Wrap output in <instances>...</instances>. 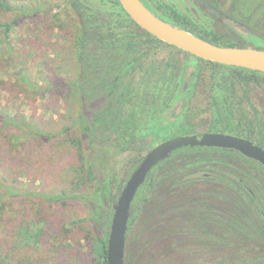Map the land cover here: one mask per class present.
<instances>
[{
  "label": "rangeland",
  "instance_id": "1",
  "mask_svg": "<svg viewBox=\"0 0 264 264\" xmlns=\"http://www.w3.org/2000/svg\"><path fill=\"white\" fill-rule=\"evenodd\" d=\"M34 1L10 0L19 8L28 6L29 2L33 3L31 12L23 17L19 12L6 13L0 8V24L20 19L10 33L8 44L0 47V114L16 118L20 124L57 133L71 124L73 118H77L80 113L101 109L107 99L104 89H99L94 97H86L87 89L84 91L85 89L81 87L83 71L78 65V56L75 52L79 23L76 17L71 20L61 14L63 2L66 0H37L36 3ZM233 1L218 0L216 11L209 10V15H204L199 8L192 9L187 0L158 2L162 5H174L180 13L192 18L197 29L219 34L224 42L264 50V11H259L261 7L264 9V6H261L264 0H237L240 9L248 11L247 25L252 32L245 27L236 30L230 27V19L224 15L240 20L235 8L231 6ZM86 3L90 10L101 16L100 23L107 24V27L111 24L112 29L116 28L115 33L119 35L126 32L119 26L126 17H123L120 7L115 3L110 0H86ZM102 29L106 30V26ZM150 36L156 41V45L146 46L137 43L140 50L138 53H133V56L142 55V60L129 75L123 78L121 89L128 92L133 86L141 100L156 98L165 102L171 90L174 91V97L179 95L185 78L198 67L202 68L201 77L206 82L191 90L185 108L180 106L183 100L181 98L174 100L171 107L165 110L164 115L170 119L173 129L153 147L122 150L115 146L113 139L92 143L94 174L99 180L109 178L112 182L121 183L128 176L132 166L140 158L147 156L157 144L178 136H201L209 131L215 133L213 131L216 129L211 128L222 131L226 122V113L218 111L214 103L215 96L220 97L221 94L212 90L209 85L214 66ZM1 40L3 36L0 29ZM107 52L97 54L101 65L110 66L111 55L119 58L117 61L122 63L127 61L128 54L121 48L113 50L112 53ZM152 65L159 67L160 74L163 75L171 76V71L180 70L182 78L174 85V81L168 76L160 86L155 87L161 79L160 74L153 77L148 75L147 79L144 78L145 68ZM23 71L28 75L31 86L21 81ZM118 72L114 75L116 76ZM2 81L8 82L5 87L1 85ZM71 83H79V86L66 87V85L71 86ZM175 87L176 90L173 89ZM238 96L235 114L230 113L228 118L233 125L240 124L244 127L225 133L246 137L244 128L253 126L252 129L258 132L261 128L257 126L261 125L264 129V84L252 83L247 89L241 90ZM220 117H222L221 121H219ZM153 120L151 113L148 124ZM28 132L31 134V129ZM22 134H24L22 127L17 125L4 127L0 123V197L5 196L3 210L0 212V254L7 256L11 262H23V264L30 261L39 264H87L88 256L91 255V259H97L96 254H89L86 245L92 237L87 240L79 239L84 232L83 226L93 228L89 222L81 226H67V230L63 227V223L87 217V205L70 199L53 202L40 196L44 194V189L54 196L70 190V176L73 174L72 149L63 136L62 139L56 137L39 146L34 144L36 137L30 135L24 141L13 145L10 140L12 135ZM253 139L256 143H260L257 136ZM214 158L253 174L251 169L253 165L239 160L237 156L217 153ZM214 168L211 165V168L204 169L202 173L218 175ZM184 172L183 175L176 176L175 183H169L166 191L161 190L158 184L145 201L139 200L135 204L132 214L134 222L127 241L125 264H206V252L209 248L202 241L201 236L202 212L193 208L189 212L192 214L190 218L187 210L180 207L185 206V203H193L192 206H196L210 201L215 206L231 211L235 203L233 204V196L228 193L229 188L226 183H222L223 187L219 188L216 185L220 184V181H216V177H212L213 180L208 182L205 176H196L189 170ZM254 174L258 177L264 175L259 169L254 170ZM155 177L157 179V175ZM162 180L163 177L159 182ZM257 180L259 181L255 184L250 183L251 189L255 192L258 190V182L261 181L260 185L264 186L262 179ZM3 186L13 187L17 193L6 196L8 194ZM261 191L259 190V193ZM259 195L261 197H257V202L250 200L249 195H244L247 197V203L240 198L241 218L249 216L253 219L248 218V222H259V217L264 212V192ZM250 206L257 210L253 212L243 209ZM41 207H55L57 215L65 210L68 220L62 222V218L56 219L50 228L48 221L41 220L43 214L39 211ZM160 212L162 214L158 216ZM180 216L187 217L188 224L183 223V226L187 227L185 231L192 233L188 236L192 237L191 241L186 245L177 237H172L176 234L175 231L157 230L160 219L165 217L166 223L176 226L179 225ZM39 231H45L47 237L43 238V242L35 243V236ZM171 233L172 236H169ZM75 242L77 244H74ZM72 247H76L73 253L69 251Z\"/></svg>",
  "mask_w": 264,
  "mask_h": 264
},
{
  "label": "trees",
  "instance_id": "2",
  "mask_svg": "<svg viewBox=\"0 0 264 264\" xmlns=\"http://www.w3.org/2000/svg\"><path fill=\"white\" fill-rule=\"evenodd\" d=\"M36 1L37 0H35L34 3H36ZM115 1L120 5L119 0ZM217 3V0H210L208 2V9L211 11H216L215 8L218 7ZM32 4L33 3L29 2L28 6L19 8L14 6L10 2V0H1L0 8L6 13L19 12L21 14V17H23L31 12ZM231 6L235 8V12L240 17V20L236 19L235 17H229L227 14L224 15L226 18L230 19V27L233 30L244 29L245 27V29L252 32V30H249V25H247L248 16L246 17V15L248 11H243L242 9H240L237 0H234L231 3ZM261 6H264V4ZM259 11L262 12L264 11V9H262L261 7V9L259 8ZM239 12H241V14ZM123 14L124 16H127V19H124V21L119 24V26L124 28L123 30H125L126 32L119 36H123L124 39L127 40V43H122V45H124L123 49L128 54V58L127 61H124L122 70L119 71L115 76L114 73H117V71L111 70V68H108L106 70L98 66L94 67L93 69L87 68L85 70L87 76L83 78L84 84H81V87L85 89L84 91H86L87 89V91L85 92L86 97H94L97 94L98 89L103 87L106 92L105 97L107 100L105 105L101 109L92 112L80 113L77 118H73L71 124L65 126L62 131L57 133H49L34 128V126L32 125L20 124L16 120V118H11L8 115L0 114V123H2L4 127L17 125L18 127L23 128L24 134L18 136L12 135V137L10 138L13 145L20 141H24L30 135L31 137H36L34 144L39 146L41 143L44 144L46 142H50L51 139H55L56 137H61L62 139L63 136V139H65V142L67 143L69 148L72 149L73 156L71 162L73 166V174L70 176V190H66L63 193L54 196L46 189H44V194H40V196H43L45 197V199L53 202L70 199L87 205V217L74 220L73 222L63 223L64 229H66L67 226H81V224L86 222H89L91 224V227H93L90 228L83 226L84 232L81 234V238H79H85V240H87L89 239V237H92V240L90 239V241L86 242V245L89 248V254H96L97 259H91L92 255L88 256L89 259L87 261V264H108V242L115 205L118 203L119 196L121 195L132 173L138 168L143 159L146 157L145 156L143 158H140L136 162V164L132 166V169L129 172L128 176L121 183L112 182V180H110L109 178H106L105 180H99L95 177L94 174V162L91 156L92 143L113 139L115 142V146L121 148L122 150H135L140 148L148 149L153 147L160 140L164 139V136H166L167 133H170L173 129V125H171L170 119L165 117L164 115L165 110H168L171 107V103L174 102V100H179L181 98H183V100H181L180 106L181 108H185L187 106L186 100L189 97L188 95L190 94L191 90H193L192 86H195V81L202 78V68L198 67L194 70V72L190 73L189 76L185 78V83L181 91L179 92V95L174 97V91L171 90L165 102H163L161 99L158 100L156 98H154L153 100L143 101L140 99L137 92L135 91V87L133 86L128 92L121 89V81L123 80V78L129 75V73L135 69V66L142 60V55L133 56V53H138L139 50V46L137 45V43L146 46L156 45V42L153 40V38L150 37V34L144 30V32L140 31V26H138L130 18L125 10ZM170 19L171 18H166L165 20ZM19 22L20 19L18 18L17 20L0 24V29L3 36V40L0 41V47L3 44H8L7 42L10 33ZM171 22H173L176 26L181 27L193 34H196L213 44L227 47H245L243 45L232 44L231 42H224L219 34L201 31L200 29L194 28L189 24V22L185 20V18H176L175 20L171 19ZM90 24H92L94 27L99 28L100 30H103V25L99 23L98 18H95ZM110 30H112L113 34L106 36V38L109 39L108 45L111 47L119 46V44L116 43V39H119V37L115 33L116 28H110ZM82 56L85 55H81V57ZM91 62L92 61H90V63ZM206 62L214 66V69L212 70L210 75L209 85L212 90L219 91V93L221 94L220 97L215 96L214 98L215 107L218 111L226 113L225 116L227 115L226 122H224L223 124L222 131H219V129L217 128L211 129H216L215 131H213L215 133H225L226 131L234 132V130L237 128L242 129L244 126L240 124H237L236 126L233 125L228 116L230 113L235 114V106L239 101V92L243 89H247L252 83H257L259 85L264 84V74L260 72L224 66L209 61ZM145 70L146 75L144 76V78L147 79L148 75H152V77L153 75H159L161 69L152 65L145 68ZM89 74H91V76L95 79L91 78L90 80V77L88 76ZM170 75L171 76H169V74H160L159 78L161 79L158 80V84L155 85V87L160 86V83L165 81V78H167L168 76L172 81H174V85L177 80L182 78V76H180V70L171 71ZM114 79H118L117 82H115ZM21 81L25 85L31 86L30 79L24 71L22 72ZM7 83L8 82L6 81H2L1 85L5 87ZM72 86H79V83H71V86L66 85V87L68 88H71ZM37 88L39 87L37 86ZM173 89L176 90L177 87ZM86 97H84V99H86ZM151 113L153 114L154 120L151 124H148V118ZM221 120L222 117L219 118V121ZM251 123L250 125H252ZM257 127H259V129L261 128V131L256 132V130L252 129L254 128L253 126L244 128L246 137L242 138L255 142L253 141V137L257 136L260 141V146L264 148V129L263 127H261V125H258ZM29 129H31V134L28 132ZM209 133H212V131H209ZM217 153L231 154L229 151H225L219 148L187 147L178 150L170 158L158 165L149 174L145 184L138 191L136 200L133 202L127 241L134 222V216L132 215L134 213L133 210L135 208V204L139 200L145 201L146 197H148L152 193V191H154V187L158 184L160 185L161 190L166 191L169 183H175L176 176L183 175L185 173V170H187V172L188 170L193 171L196 176H205L206 174L202 173L204 169H207L209 167L211 168V165L213 167H216L217 163L221 162L214 158L215 154ZM156 175L157 179L155 177ZM161 177H163V180L159 182V180H161ZM3 188L8 194L6 196H12L17 193L13 189V187L3 186ZM4 199L5 196L0 197V212L1 210H3ZM55 210H57V208L55 207H41L39 209L40 213H43L41 214V220L48 221L50 223V228H52L51 224L55 223L56 219L62 218V222L68 220L66 219L67 215H65V210H62L59 215L56 214ZM100 210H102V212ZM46 235L47 233L45 231H39L38 233H36L34 240L36 241L35 243H40V241L43 242V238L47 237ZM74 244H77V242H75ZM75 248L76 247H72L69 251L73 253ZM0 264H23V262H11L7 256H3L2 254H0ZM26 264L39 263L30 261Z\"/></svg>",
  "mask_w": 264,
  "mask_h": 264
},
{
  "label": "flooded vegetation",
  "instance_id": "3",
  "mask_svg": "<svg viewBox=\"0 0 264 264\" xmlns=\"http://www.w3.org/2000/svg\"><path fill=\"white\" fill-rule=\"evenodd\" d=\"M141 1L144 3V5H146V7H148V9H150L153 13H155L162 19L171 18L172 20H175L176 18H185V20L189 22L191 26L195 27L192 18L190 16H186V14L180 13L174 5L171 6L167 4H159V0ZM187 1L189 2V6L192 9L197 10L199 8L204 15L210 14L208 9L209 0ZM110 2L115 3L118 7H120L122 11L121 13H124L125 9L122 7L121 3L119 5L115 0H110ZM75 3L77 4V6ZM63 6L64 7L61 14L63 16L66 15V17L70 18L71 20L76 17L78 20L77 22L79 23V29L77 31V41L75 44V52L78 56V65L82 67L83 71L81 75V84H84L83 78L87 76L85 71L87 68L93 69L94 67L98 66L100 68H104L105 70L108 68H111L115 71H120L119 69L122 70L124 61L123 63L121 61H117V59L119 58L111 55L110 57L112 59L110 60L112 61V64L110 66H104L98 62L97 54L108 53L107 51H111L112 53L113 50H117L118 48H121L124 51V45H122V43L125 44L126 39L116 33V35L119 37V39H116V43L119 44V46H109V39L106 38V36L113 34L112 30H110V28H112L111 24L109 27H107V24L105 25L101 23L103 25V28L106 26V30L104 31L90 24L95 18H98L100 23L101 16L95 14L94 11L90 10L86 3V0H66L63 2ZM221 15H223L222 12ZM123 17H126L127 19V16H124V14ZM171 19L166 21L171 22ZM140 31H143V29L141 28ZM81 55L85 56L81 57ZM90 61L92 62L90 63ZM88 76L90 77V80L91 78H94L91 76V74H89ZM117 80L118 79H116L115 82H117ZM205 82L206 80H204L203 78L195 81V86H192L193 90L199 87L200 84L203 85ZM100 89H103V87ZM104 94L106 95V92ZM253 143L255 145L260 146L259 143ZM222 150L229 151L231 153L230 155L237 156L240 158L239 160L249 162L253 165L251 168L253 174H251L242 171L239 167L237 168L234 165L230 166V164H228L227 162L221 161L218 162L216 167L214 168V170L219 173L218 175L206 174L204 177L208 182L210 180H213L212 177H216L215 180L220 181V184L217 183L216 185V187L218 186L219 188L223 187L221 185L222 183H226L229 188L228 193L233 196V204L235 203L236 206L234 204L233 209H231V211H228L225 210L223 207L215 206L213 205V202L208 201L207 203H199L196 206H192L193 203H185V206L180 208L187 210L188 214H190V218L192 217V214L189 212L192 211L193 208L202 212V229H200L201 236L203 238L202 241H204L206 246L209 248V250L206 252V264H264V212H262V214L260 215L259 222H248L249 216L241 218L240 211L242 209L241 206H239L240 198H242L247 203V197H244V195H249L250 200H252L253 202H257L258 196L261 197L259 194L264 192V190H262L264 186L260 185L261 181L257 184V192L251 189L250 183L253 182L255 184L257 181H259L257 179H262V181H264V175L258 177L254 174V170L256 171V169H259L264 173V166L260 162L248 158L238 151L228 149ZM259 190L262 191L259 193ZM219 193L220 195H222L221 192ZM243 209L253 212L257 210V208H254L252 206L244 207ZM161 214V212L158 213V216H160ZM249 219L253 218L250 217ZM166 221L167 219H165V217L160 219L157 224V230L160 231L161 229H166L168 231H175L176 234L172 236L171 233L169 234V236L177 237L179 241H183L185 245L188 241H191L192 237L189 238L188 236H191L192 233L190 231H185L187 230V227L183 226V223L188 224L187 217L180 216L179 225L176 226L166 223Z\"/></svg>",
  "mask_w": 264,
  "mask_h": 264
},
{
  "label": "water",
  "instance_id": "4",
  "mask_svg": "<svg viewBox=\"0 0 264 264\" xmlns=\"http://www.w3.org/2000/svg\"><path fill=\"white\" fill-rule=\"evenodd\" d=\"M130 18L157 39L193 56L216 64L264 74V50L252 47H227L213 44L153 13L141 0H119ZM186 147L235 150L264 166V149L245 138L206 133L201 136H178L155 146L127 181L114 208L107 260L125 264L127 234L133 202L149 174L174 152Z\"/></svg>",
  "mask_w": 264,
  "mask_h": 264
}]
</instances>
